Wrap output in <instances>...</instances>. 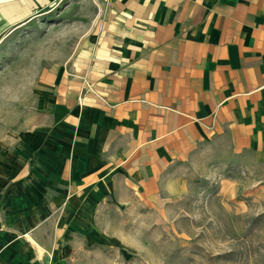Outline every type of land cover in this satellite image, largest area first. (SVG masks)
<instances>
[{"label":"crops","instance_id":"1","mask_svg":"<svg viewBox=\"0 0 264 264\" xmlns=\"http://www.w3.org/2000/svg\"><path fill=\"white\" fill-rule=\"evenodd\" d=\"M61 1L0 0V42ZM91 2L59 60L0 81V264H58L51 213L136 200L166 221L181 166L264 136V0Z\"/></svg>","mask_w":264,"mask_h":264},{"label":"rangeland","instance_id":"2","mask_svg":"<svg viewBox=\"0 0 264 264\" xmlns=\"http://www.w3.org/2000/svg\"><path fill=\"white\" fill-rule=\"evenodd\" d=\"M94 14L92 2L62 0L7 35L0 42V81L16 80L23 64L35 59L47 65L55 54L59 60ZM250 141L238 151L223 143L181 166L188 190L166 221L154 222L136 200L128 209L113 202L98 212L46 215L45 221H65L56 232V262L264 264V136Z\"/></svg>","mask_w":264,"mask_h":264}]
</instances>
